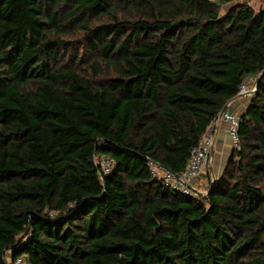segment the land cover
<instances>
[{"label": "trees", "instance_id": "1", "mask_svg": "<svg viewBox=\"0 0 264 264\" xmlns=\"http://www.w3.org/2000/svg\"><path fill=\"white\" fill-rule=\"evenodd\" d=\"M231 1L0 0V264H264V74L208 195L151 172L264 72Z\"/></svg>", "mask_w": 264, "mask_h": 264}, {"label": "built area", "instance_id": "2", "mask_svg": "<svg viewBox=\"0 0 264 264\" xmlns=\"http://www.w3.org/2000/svg\"><path fill=\"white\" fill-rule=\"evenodd\" d=\"M263 73V72H262ZM261 73V74H262ZM260 74V75H261ZM259 75V76H260ZM257 75L248 76L243 84L241 85L239 94L237 96L250 95L254 96L256 91V82L258 77ZM236 96V97H237ZM232 101H229L228 108L221 110L213 119L211 127L207 133L199 141L196 148L191 152V158L184 169L180 174H176L158 164L151 163V172L154 177L162 180L164 184L175 191H179L185 195L192 196L194 198H199L201 194H207L208 190L201 193L196 189L198 182L203 174L206 165L212 162V149L215 142L213 127L220 123H225L229 127V136L233 145V148H238L239 146V129L241 123V116L234 113L229 106L232 104ZM95 162L102 167V173L107 175L109 174L114 165V160L108 156H99L95 158ZM215 181L211 182V186ZM11 264H29L27 259L24 256H20L17 259L13 260Z\"/></svg>", "mask_w": 264, "mask_h": 264}, {"label": "crops", "instance_id": "3", "mask_svg": "<svg viewBox=\"0 0 264 264\" xmlns=\"http://www.w3.org/2000/svg\"><path fill=\"white\" fill-rule=\"evenodd\" d=\"M239 2H248L249 5L255 7V9L257 10L264 8V0H233L227 3L228 6L226 8V11H228L232 5ZM252 98L253 96L250 95L237 96L233 98L232 104L229 106V108L234 113L241 116L250 105ZM212 131L215 138L214 146L212 149L214 162L213 165L209 166L208 172H205L200 179V192L204 191V185H207L208 187L212 181L218 180L223 175V172L234 149L229 136V127L227 124L220 123L213 127Z\"/></svg>", "mask_w": 264, "mask_h": 264}, {"label": "rangeland", "instance_id": "4", "mask_svg": "<svg viewBox=\"0 0 264 264\" xmlns=\"http://www.w3.org/2000/svg\"><path fill=\"white\" fill-rule=\"evenodd\" d=\"M235 1H239V0H235ZM227 6H228V4L226 5V4H223L222 5V11H221V13L223 14V15H225L226 14V8H227ZM255 8V7H254ZM256 8H258V7H256ZM214 146V145H213ZM213 162H214V157H213V155H212V162H211V164H207L206 165V168H205V170H204V172H203V174L205 173V172H208V169H209V166L210 165H213ZM203 174L201 175V177L203 176ZM201 179V178H200ZM216 181V180H215ZM199 182H200V180H199ZM199 182H198V185L196 186V189L197 190H199V191H201V189H200V187H199ZM204 187V191L203 192H205L206 190H208L210 187H211V183L209 184V186L207 187V185H204L203 186ZM206 187V188H205ZM210 190V189H209ZM208 190V191H209ZM203 192H201V193H203ZM200 196H206V194H201Z\"/></svg>", "mask_w": 264, "mask_h": 264}, {"label": "water", "instance_id": "5", "mask_svg": "<svg viewBox=\"0 0 264 264\" xmlns=\"http://www.w3.org/2000/svg\"><path fill=\"white\" fill-rule=\"evenodd\" d=\"M217 4L219 5L220 4V1H217ZM264 74V72L258 77V79H257V82H256V91H257V89H258V87H259V82H260V79H261V76ZM256 91H255V93L254 94H256ZM228 108V104L225 106V108L224 109H227ZM213 186V185H212ZM211 190H212V188L207 192V194L206 195H208L210 192H211Z\"/></svg>", "mask_w": 264, "mask_h": 264}]
</instances>
